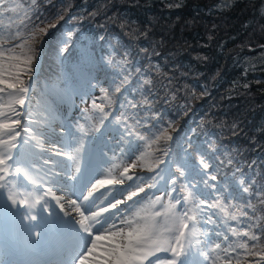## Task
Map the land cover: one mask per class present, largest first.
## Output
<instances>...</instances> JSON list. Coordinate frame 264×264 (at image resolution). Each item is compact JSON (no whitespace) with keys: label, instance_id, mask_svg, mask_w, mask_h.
<instances>
[{"label":"trees","instance_id":"16d2710c","mask_svg":"<svg viewBox=\"0 0 264 264\" xmlns=\"http://www.w3.org/2000/svg\"><path fill=\"white\" fill-rule=\"evenodd\" d=\"M17 3L27 5L29 12L8 19L10 8H2L0 17L9 22L0 20V25L24 36L36 25H57L39 45L40 68L34 70L25 127L39 122L45 101H55L44 84L55 85L62 95L100 83L111 98L107 112L111 107L118 110L136 132L151 141L169 129L172 139L150 143L141 167H154V161L167 157L168 182L178 179L180 188L191 187L193 182L179 177L177 166L184 168L185 159L200 164L203 158L210 175L227 183L231 204L246 205L243 211L251 216L250 200L256 215H264L255 195L264 189V0ZM65 41L66 52L61 51ZM161 148L168 150L167 156ZM238 176L243 187L234 182ZM244 187L250 192L244 193ZM244 218L248 231L246 224L252 221ZM255 231L264 247V234ZM252 243L248 241L249 248ZM237 253L242 264H264L261 256L248 255L246 249L237 248L233 256Z\"/></svg>","mask_w":264,"mask_h":264},{"label":"snow or ice","instance_id":"6c2138e0","mask_svg":"<svg viewBox=\"0 0 264 264\" xmlns=\"http://www.w3.org/2000/svg\"><path fill=\"white\" fill-rule=\"evenodd\" d=\"M35 3V0H32ZM6 7V5H4ZM14 11V9H13ZM63 17H60L62 19ZM31 19V17H29ZM55 23H48L45 27L36 25L24 36L20 30L11 31L10 28H5L0 25V190L7 193V200L12 205H22L27 208H32L40 204L44 196L52 195L57 204L60 203L62 197H57L50 190L42 195H33V192H28L26 196H22L20 188L17 186L20 178L28 180L32 184L37 181L31 177L27 161L23 158V153L19 151L23 146H27L31 140H36V145L42 147V142L37 139L36 134L24 138L20 141L21 131L30 132L29 127L21 124L20 109H24L26 99H29L28 93L31 87L30 74L34 73V62L38 64L40 47L43 42V37L49 35V29L56 28ZM72 35V33H69ZM68 42L65 41L61 51H67ZM8 61L5 66L4 61ZM27 81V82H26ZM104 92V99L111 102L107 90ZM116 92L120 91L119 86L115 88ZM93 109L98 110L100 115L97 117L99 123L90 129L81 128L83 133L77 144L72 145L67 152L56 151V155H66L69 160L76 162V172H80L79 163L85 152L86 137L92 132H99L104 121L111 115L106 112L102 105H97L95 101L92 104ZM136 107V105H132ZM26 111V110H25ZM119 120L120 117H114ZM35 121H30L34 123ZM138 124L139 121L137 120ZM127 134L135 135L140 140L147 138L135 131L132 125L125 122ZM171 125H169V128ZM20 129V130H18ZM169 129H163L157 134L150 143H159L161 140H171ZM13 150H17L16 158L14 159ZM163 156H167V150L164 148L158 149ZM143 154L139 159H143ZM11 161V163H9ZM154 167L148 164V170L155 172L156 176L160 172L156 170L164 164L163 159H157L153 162ZM231 163V161H229ZM200 164L203 169H208L210 165L201 158ZM137 167L136 163L124 167L121 173L122 177L127 180H133V176L129 175V169ZM179 177L185 175L184 168L177 166ZM11 176L13 179H8ZM156 176L151 177L154 181L147 185V190L156 188ZM143 179L142 177H138ZM212 181H217L216 175H211ZM124 179H97L91 185L92 191L83 197V201H88L93 196L94 191L104 187L106 184H123ZM172 192L178 191L175 187L177 180L172 181ZM200 183L206 188L216 190L223 193L227 189V183L217 188V184H208V181L201 178ZM242 184L243 181H240ZM131 187V185L129 186ZM197 185L191 187L185 184L179 189L184 193L181 197H169L168 202H164V197L157 196L154 200L147 198V190L144 186H137L135 191H130L127 195V201L138 203L134 198L140 196V193H145V198L148 202L145 204L139 202V206L133 209L127 216L120 219L122 227H117L114 223L109 227L108 221L110 218L103 217L104 213L109 212V209H116L118 205L126 203L124 200H115L107 207H99L95 211L83 209L75 200L67 201L76 212L78 218L70 222L68 235L71 239L69 248V260L67 264H203L200 257L211 261V264H232V260H236L237 264L240 261V255L237 253L233 256L232 253L237 252V248L247 250L248 255L261 256L264 259V247L260 245V235L256 234L258 230L260 234H264V227L261 226V220H264V215L257 216V208L251 204L250 200L247 207L251 208L253 215H249L247 211L239 209L237 205L226 202V197L218 195L213 199L201 198L204 194L198 190ZM244 193L250 192V187H244ZM260 197L259 203L264 206V189L256 193ZM29 197L33 198V203H29ZM144 199V198H142ZM47 207V201H44ZM95 203L94 201L92 202ZM63 209V205H61ZM229 209H237L239 215L247 217L251 223H247L248 231L243 233L238 232L236 228L231 229L233 236L239 238L241 235L246 237L244 242L230 241L228 235H223L222 243H217L212 239L211 235L201 231L200 222L207 218L209 223H214L212 216L217 215L216 211L223 213L228 220L239 222V217L236 212L229 213ZM210 213V214H209ZM69 215V213H66ZM28 219L35 220L36 216H29ZM99 225V227H97ZM95 230V231H94ZM39 236L40 233H35ZM220 236V233L216 234ZM205 239L201 240V237ZM248 241H252V247L249 248ZM102 249V251H100ZM167 254L161 257L159 254ZM221 253L223 255H221ZM215 254V255H213ZM260 264V262H257Z\"/></svg>","mask_w":264,"mask_h":264},{"label":"rangeland","instance_id":"374dc122","mask_svg":"<svg viewBox=\"0 0 264 264\" xmlns=\"http://www.w3.org/2000/svg\"><path fill=\"white\" fill-rule=\"evenodd\" d=\"M4 5L10 8L8 13L9 15L7 14L8 19H14L15 14L21 12H23V14L29 12L27 5L21 3L19 4L17 3V0H0V10L2 8H5ZM7 18L6 16L3 17L2 15V17H0V20L9 22ZM103 61L104 67L107 68V62L105 60ZM4 63L5 66H7L8 61L5 60ZM38 64L34 62V70L40 68V63L38 62ZM35 76V72L33 74H30L31 87L28 93V97L33 92ZM45 86L47 91L54 92L55 90L54 94L58 93V89L55 85L47 83L45 84ZM102 89H104V87L100 83H95L92 88L84 86L82 90H80V92L72 91V93H69L68 95L65 94L62 101L52 102L50 100H47L45 101V104L43 103L41 105L39 119H37L39 120V122L36 124L31 123L34 126H31V129H35L31 131V133L21 131V137L18 138L20 141H22L24 138H27L35 133L37 139L42 142V147H38L35 146L36 140H31L32 142L30 141L27 146H23L21 149H19V151L23 153V158L28 163L31 177L37 181L36 184H32L28 180H26L28 184L25 185L22 181H19L17 186L20 188L21 192L22 190L26 191L27 194L28 192H33V195L35 196L36 193L34 187H39L41 189V187L43 186L44 189L42 190L45 192L48 191L47 187L52 184L57 186V188H53L56 195L64 197L67 203V201L71 200V196L78 188L79 184L83 183L81 182V174L85 168H88V173H91L90 180L92 181L95 172V162L92 161L89 154H84V158L79 164L80 172L77 173V165L75 161L69 160L68 158L61 160L57 157L58 155H55V152H67L71 147L70 144L73 145L74 139L69 135V133L72 135L71 129H73L75 132V129H90L93 126L98 125L99 121L97 117L100 115V113L98 112V110L93 109L92 104L93 101H95L97 105H102L104 108L108 106V100L104 99V92L102 91ZM73 96H75L76 100H73ZM26 104L27 99L25 101V108L20 109V111L23 113L20 117L21 124L23 126L26 123L25 119L30 109V98L28 99L29 105L27 107ZM109 110L110 107H107L105 109L106 112ZM117 111L118 110H114L111 107V115H109L108 118L104 121V124L102 127H100L99 132H92L88 137H86V144L91 143V146L93 145V147L90 148L93 154L94 152L98 153L99 151L97 150H101V148H103L105 149L103 153H106V155H112V157L115 158L116 163H114L112 166L107 165V168L104 169L103 179H124V183L110 184L109 186L108 184L104 185V187L109 188L107 196L113 197V199L106 204L109 206L110 203L114 202L115 200H124L126 201V203L123 204V209H125V212L122 213V210L117 209L118 206L121 205L120 204L116 209L110 208L109 213L105 217L113 213L116 217L120 216V218L118 219V221L120 222L121 217L127 216L133 209H135L133 208L131 211L127 212L128 205L133 204V201H127L128 193L130 191H135L137 186H144L147 190V185L154 182L151 177L156 176V173L149 171L148 168L141 167V164L145 161V159H139L142 154L146 152V150H149L150 140H140L135 135L129 136L127 134L128 130L125 127V121H123L124 119L120 117ZM114 117H120V119L117 120L114 119ZM127 123L131 125V122ZM143 136L145 135L143 134ZM64 137L67 138L68 143L65 142ZM103 139H107V143L110 142V144L106 148L104 145H100V147L97 146L98 143L101 144V140ZM57 140L59 142H57ZM90 149L88 147L86 153H90ZM13 152V158L15 159L17 150H13ZM163 160L165 161V163L161 164L160 168L156 170L157 172H160V175L156 176V188L147 190V198L154 200L157 196H162L164 197V202L167 203L169 197H181L184 193L179 191L180 185L178 183V179H176L177 183L175 185L178 191H171L173 186L171 182H168L170 175V162L167 157H165ZM185 160L184 171H190L191 175L188 176V171H185V179L188 178L191 182H193L192 184L197 185V188L194 190H198L204 194L201 198L213 199L218 195H223L224 197H226V202H230L229 197L231 196V192L228 189H226V191H224L223 193H220L216 190L206 188L204 184L200 183L201 178H206L205 180L208 181V184H216L217 182V188H219V186L221 187L223 183H221L218 178L217 181H212L210 179L211 173L208 169H203V166L198 164L197 161H189L187 159ZM85 161H88V165L85 164ZM132 163H136L137 167L129 169L128 174L133 176V180L129 181L126 179V177H122L121 173L123 172L124 167H128ZM99 164L100 163H98V165ZM193 166H195V168H193ZM138 177H142L143 179H139ZM241 178L242 176H238L234 180L235 184H237L239 187H243V184L240 183ZM67 179H69L70 182ZM46 181L50 182L46 184ZM130 185L131 187H129ZM145 195V193H140V196L134 198V200L138 201L140 199L146 204L148 200L145 198ZM85 202L86 201L82 200L80 203L85 204ZM29 203H33L32 197H29ZM68 205L70 208L72 207L70 204ZM245 206L246 205H240L238 208L243 210ZM213 211L217 212V215L212 216V220L214 221V223H209L207 221V218L202 219L200 222V228L202 232L211 235L212 239L217 243H222V246L224 243L222 242L223 235H228L230 241L239 240V242L241 243L245 241V237H243L242 235L241 237L237 238L231 233L232 228H236V230L241 233L245 231L244 224L245 220L247 219H245L243 216H240L237 209H229V213L236 212L239 217V222L235 220H228L224 216V214L219 212L218 210ZM25 221V217L22 216V219L17 221L15 225L22 224ZM118 227H122V225L120 224ZM217 233H220L221 235L217 236ZM203 239H205V237L202 236L201 240ZM241 250L242 248H239V251ZM100 251H102V249ZM162 254L159 255L162 256ZM221 255L223 254L221 253ZM200 259L203 261V264H211L210 260H207L203 257H200ZM218 264H221V262H218ZM232 264H237L235 259L232 260ZM239 264L242 263L239 262Z\"/></svg>","mask_w":264,"mask_h":264},{"label":"bare ground","instance_id":"6f19581e","mask_svg":"<svg viewBox=\"0 0 264 264\" xmlns=\"http://www.w3.org/2000/svg\"><path fill=\"white\" fill-rule=\"evenodd\" d=\"M71 130H72V135L70 133H69V135H70L71 138L74 139L73 140V145H75V144L78 143V141L80 140V138L83 135V133L80 130H76L75 129V132H74L73 129H71ZM65 142L68 143L67 138H65ZM109 144H110V142L107 143V141L103 139V140H101V144L98 143L97 146L100 147V145H104L105 148H106ZM70 145L72 146V144H70ZM88 147L90 149V148L93 147V145L91 146V143L85 144V149L86 150L83 153V158H84V154L87 155V154H91L92 153L91 149L89 150L90 153L89 152L86 153ZM104 150L105 149H103V148H101V150H97L99 152L98 153H94V156H93V159H92V160H94L97 163V165H98V163H100L98 165V167H97L96 174L94 176V180L95 181L97 179H103L104 178V169L107 168V165L108 166H112L114 163H116L115 162V158H113L112 155H106V153H103ZM82 159H81V161H82ZM81 161H80V163H81ZM9 163H11V161H9ZM86 178H87V176L84 177V180ZM8 179H13V177L9 176ZM19 181H22L24 183V185L28 184L27 181L24 180L23 178H20ZM49 182L50 181H46V184L49 183ZM53 188H57V186L53 185ZM35 189H37V191ZM42 189H44L43 186L41 187V189L39 187L38 188L34 187L36 195H41L43 193ZM88 191H90V190H87L86 192H83L82 195H78V193H77L78 190H77L75 192V194L72 195L73 196L72 200H75L77 202V204H79V199L83 198V196L86 195L88 193ZM97 191L98 190H96L93 193V196L89 198V200H91L93 198L96 199V203L93 205V208L95 210H97V208L102 206L105 203V201H106L101 195H98ZM26 195H27V192L22 190V196L20 198H23V196H26ZM44 201H47V205H48L47 207L45 206ZM141 201L142 200L139 199L137 201L138 203H136V204L133 203L131 205H128L127 212L131 211L133 208L138 207L139 206V202H141ZM60 202H61V200H60ZM142 202L144 203V201H142ZM51 204L56 205L57 202L54 201L53 199H50V198H47L45 200H41L40 205H41L42 209L39 210V216H36L37 218H40V220H39L40 222L45 223V222H51L53 220L52 216H54V214L52 212L54 211L55 208L53 206L49 207ZM86 204L87 203H85L84 207H81V208L85 209ZM17 206L18 205H12L11 202L7 200V193L5 191L0 190V227H1V229H3L6 232V234H8L10 236H14V240L15 239L21 240L22 239L21 235H25V234L31 233V231H33V229H32L31 225H29L28 227L25 226V228L23 227L25 229V233H24L23 230H20L19 228H15L14 227L15 223L17 221H19L20 219H22L21 211L18 212V210H16ZM27 209L28 208L25 207V208L22 209V211L23 210H27ZM11 210H12V212H11ZM37 210L38 209H36V211ZM113 222H114V220L110 219L108 221V226L110 227L113 224ZM97 227H99V225ZM36 228H37V226L35 227V231H36ZM34 234H35V232H34ZM0 236H1V232H0ZM17 249L18 248H10L8 255L14 254V250H17ZM166 255L162 254L161 257H165Z\"/></svg>","mask_w":264,"mask_h":264}]
</instances>
